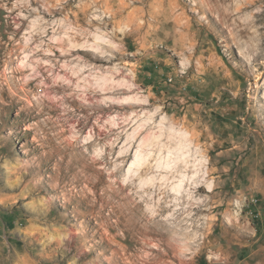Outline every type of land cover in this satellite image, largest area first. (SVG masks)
Wrapping results in <instances>:
<instances>
[{"label": "rangeland", "instance_id": "374dc122", "mask_svg": "<svg viewBox=\"0 0 264 264\" xmlns=\"http://www.w3.org/2000/svg\"><path fill=\"white\" fill-rule=\"evenodd\" d=\"M108 3L0 0V264H264V0Z\"/></svg>", "mask_w": 264, "mask_h": 264}, {"label": "bare ground", "instance_id": "6f19581e", "mask_svg": "<svg viewBox=\"0 0 264 264\" xmlns=\"http://www.w3.org/2000/svg\"><path fill=\"white\" fill-rule=\"evenodd\" d=\"M103 2L104 3V1L106 2V5H108L109 3H108V0H95V2L97 3V2ZM88 51V50H87ZM92 52L94 51V50H91ZM91 59L94 61V62H103L104 61V59L101 57V56H99V55H97V54H92L91 55ZM138 158H140V157H138ZM141 159V158H140ZM138 160V159H137ZM186 160V159H185ZM165 161V160H164ZM174 161V160H173ZM173 164V163H172ZM164 166V165H163ZM172 166L170 165V163H169V161L166 163V165L163 167V168H165V169H168V170H170V168H171ZM164 169V170H165ZM172 169V168H171ZM173 170V169H172ZM166 171V170H165ZM149 179V178H148ZM186 179H188V178H186ZM145 181V180H144ZM192 184V183H191ZM176 185V184H175ZM167 187V186H166ZM209 187V186H208ZM178 185H177V188H175V187H172V188H169L168 187V192H169V190L172 192V191H175V192H178ZM180 190V189H179ZM120 226V225H119ZM129 229L127 228L126 229V231H128ZM110 231V230H109ZM105 237V236H104ZM186 253V252H185ZM228 263V262H227ZM181 264H183V262L181 261Z\"/></svg>", "mask_w": 264, "mask_h": 264}]
</instances>
